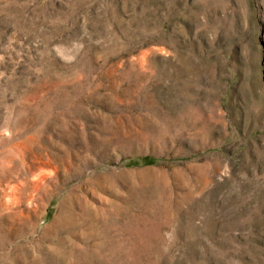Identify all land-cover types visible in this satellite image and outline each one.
I'll list each match as a JSON object with an SVG mask.
<instances>
[{
    "label": "rangeland",
    "instance_id": "1",
    "mask_svg": "<svg viewBox=\"0 0 264 264\" xmlns=\"http://www.w3.org/2000/svg\"><path fill=\"white\" fill-rule=\"evenodd\" d=\"M0 264H264V0H0Z\"/></svg>",
    "mask_w": 264,
    "mask_h": 264
}]
</instances>
